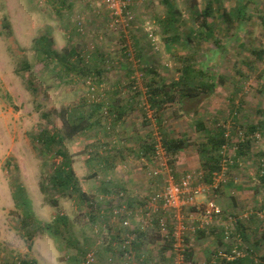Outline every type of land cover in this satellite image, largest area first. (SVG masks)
<instances>
[{"label":"rangeland","instance_id":"rangeland-1","mask_svg":"<svg viewBox=\"0 0 264 264\" xmlns=\"http://www.w3.org/2000/svg\"><path fill=\"white\" fill-rule=\"evenodd\" d=\"M171 1L178 11L182 42L168 50L160 22L166 15L162 0H121L122 17L114 15L106 0H0V264H18L24 258L37 259L38 264H83L89 252H94L93 264H174L180 248L177 239L170 248L167 235L170 227L176 233L182 225L189 243L183 240L181 247L192 250L191 260L183 254L184 264H205L210 253L214 261L251 253L264 264V244H254L264 228V188L256 172L258 163L254 156L234 159V145L244 137L241 124L264 118L260 91L264 55L252 52L264 49V22L259 17L264 14V0L249 4L253 16L244 25L230 27L215 17L216 42L195 34L199 25L194 12L204 9L208 0ZM238 2L222 0V5L232 9ZM188 36L192 39L187 43ZM42 37L59 55L75 49L84 60L102 66L101 76L75 72L68 76L56 56V63L47 64L41 52ZM188 57L224 80L217 81L215 91L196 111L187 112L175 103L162 112L166 133L186 135L191 143L169 157L172 174L180 179L192 173L209 186L196 205L184 208L182 218L177 219L147 207L164 179L152 174L159 164L155 151L145 154L142 145L161 144L163 135L147 103L148 80L142 67H152L167 80L177 79ZM114 98L125 104L121 119L104 109L101 125L73 140H59L50 149L38 141L43 129L61 136L62 109L78 108L76 113L85 114L93 100ZM240 101L242 109L234 115ZM198 120L208 128L219 123L229 131L232 143L220 176L222 189L210 188L203 178L196 144L205 140V133L197 129ZM61 151L71 160L82 194L71 195L52 185L55 167L63 163ZM258 151H264L261 135L252 155ZM230 182L231 186L224 187ZM19 185L40 221L52 223L57 215L68 217L67 224H59L57 239L42 230L27 238L21 208L13 197ZM210 202L215 210L207 213ZM112 209H122L119 217L112 215ZM236 217L249 228L247 239L238 235ZM199 230H205L207 237H199ZM128 231L149 234L141 248L133 246L130 259L121 244ZM154 238L155 242L148 243Z\"/></svg>","mask_w":264,"mask_h":264},{"label":"trees","instance_id":"trees-1","mask_svg":"<svg viewBox=\"0 0 264 264\" xmlns=\"http://www.w3.org/2000/svg\"><path fill=\"white\" fill-rule=\"evenodd\" d=\"M59 1L64 3V0ZM251 2H253V0H239L238 4L234 8L226 9L222 5V0H208L204 9L194 12V19L198 21L199 25L195 31V34H197L200 39H212L216 42L217 38L215 37V32L217 25L214 22V18H220L223 23H226L230 27H233L235 24H238L239 26L244 25L246 21H248L250 17L253 16L250 12L249 6ZM162 3L166 7V15L160 20V22L165 33V45L168 50H171L176 44L182 42V37L178 28V11L171 0H162ZM215 3H217L216 7H214ZM259 17L264 22V14L260 15ZM42 38L44 40V44L42 43L43 46L41 47V52L44 53L45 62L47 64L51 61L56 63L54 56L58 57L59 63L61 64L60 69L62 72H65L66 75L69 76L75 72L82 75H98L99 77L104 71L102 66L93 64L91 60H84L82 55L77 53L75 49H65L64 53L59 55L55 51H52V49L49 47L50 42L46 39V37ZM191 39V36H188L186 42L188 43ZM252 52L261 58L264 55V49L254 48ZM75 56L76 60L73 58ZM139 56L140 55H138V57ZM54 67L57 68L55 65ZM206 67L197 66L196 61L191 60L188 57V62L180 68L179 77L172 80L162 78L152 67H142V71L148 80L146 82L145 91L147 103L149 109L153 111L158 125L161 127L163 135L161 144L169 157L177 156L178 153L188 148L191 143L186 135L181 137H171L168 133H166L162 125V112L168 104L175 103L179 104L182 110L185 111H187V109H189V112L197 110L196 106L204 98H207L215 91L217 87V81L220 80L222 82L224 80L223 76H215L214 73H210L209 69ZM238 72L241 73L242 71L239 70ZM260 91L264 93V85H262ZM238 92L239 91L237 90V93ZM121 102L122 100L120 98L109 99V101L93 100L90 104V110L85 114L76 113V110H79L78 108L73 109V111L69 110L68 108H64L59 114L63 124V132L61 136L59 137L57 134L51 133L47 129H43L38 136V141L50 149L56 143L61 142L59 140H73L75 137L99 127L102 123L100 113H103L104 109L110 111V114L115 116L116 120H119L121 117H123L126 111L125 104ZM242 106L243 101H240L236 111L234 112V115L242 109ZM234 117L237 118V116ZM241 126H243L245 129L244 137L234 145V159L239 160L254 156L258 163L256 171L257 176L260 181V185L264 188V151H258L256 154L252 155L253 144L256 141L257 136L261 135L264 138V118L260 119L256 123H250L246 126L241 124ZM196 127L199 131H203L205 133V140L203 142L197 143L196 145L200 156L201 168L204 173L203 178L206 182L211 184L214 180V176L221 173L225 163L229 162L230 157L227 155L226 150L228 145L232 143L231 138L229 137L228 129L219 123L216 125V127L208 128L202 120H198L196 122ZM142 146L145 154H149L150 152H154L156 150L155 142H147ZM60 154H62L63 163L55 167V171L51 176V182L53 183L52 185L58 187L61 190L67 191L71 195L82 194L79 187V179L74 173L70 158L63 151H61ZM94 174L96 175V173ZM220 185L218 188L222 189V186L220 187ZM231 185L232 183L230 182L227 185L225 184L224 187ZM13 197L16 205L21 208V224L27 235V238H33L37 231L42 230L50 233L55 239H57L56 232L60 230L59 224L61 222H64L65 224L68 223V217L66 215H57L54 218V222L52 223H44L40 221L36 217L31 201L25 193L24 187L22 185L17 187L16 191L13 193ZM114 210L115 209H112V215H114ZM123 217L126 218V216ZM158 223V221L155 223L157 228L159 225ZM235 223L238 235L244 239H247L249 236V228L238 217L235 218ZM55 224L58 226L54 227ZM128 232L129 233H126L121 239V244H124V240L128 234L133 235L135 239L132 241L131 247H122L124 252L132 250L133 246L135 249L141 248V245L146 242L145 240L149 235L147 231H141L138 234H136V232ZM198 235H200L199 237H207V232L205 230H199ZM158 236H161V234L158 233ZM167 236V239L169 240L167 245L171 248L172 242L176 240L172 227H170L169 235ZM220 237L223 239V234ZM156 240L157 238L151 239L148 241V243L155 242ZM185 240V243L188 244L189 238L186 237ZM254 244L255 246L264 244V228L256 235ZM162 249L164 250L167 248L163 247ZM185 250L186 256L191 260V247L186 245ZM232 256L233 257H224L221 260L214 261L210 253L205 264H263L253 259L251 253L245 256ZM85 261L86 256L82 263L85 264ZM18 264H38V262L36 259L24 258L21 259Z\"/></svg>","mask_w":264,"mask_h":264},{"label":"built area","instance_id":"built-area-1","mask_svg":"<svg viewBox=\"0 0 264 264\" xmlns=\"http://www.w3.org/2000/svg\"><path fill=\"white\" fill-rule=\"evenodd\" d=\"M109 7L114 11L115 16L122 17L124 13V5L121 3V0H106ZM155 159L159 162L158 166L153 170V176L161 177L163 176L164 182L163 186L159 188V190L155 191L153 195H151L147 201V207L151 209H161L169 214L173 215V217L177 219L182 218L183 209L186 207H191L196 205L199 196L203 195L206 192V188L209 186H204L203 182H200V178L196 177L192 173L184 174L180 179L176 178L174 174H172L170 166H169V156L166 150L163 148L162 144L156 145L155 150ZM225 166L223 167L224 173ZM221 173L216 174L214 176V180L210 185V188H218L221 184ZM214 203L210 202L208 205L207 213H211L214 209ZM122 212V209L114 210V217ZM125 224H129V221L126 220ZM161 226L164 227L166 225L165 221H161ZM186 228L182 225L179 228V232L175 233V237L178 240L179 248L177 256L175 257L174 264H184L185 249L181 243H183L184 230ZM181 230V231H180ZM135 239L133 235H126L124 240V247H131L132 241ZM177 246V245H176ZM126 255H128L129 259L131 258L133 252L132 250L126 251ZM95 255L94 252H89L86 255L85 264H92L94 262Z\"/></svg>","mask_w":264,"mask_h":264},{"label":"crops","instance_id":"crops-1","mask_svg":"<svg viewBox=\"0 0 264 264\" xmlns=\"http://www.w3.org/2000/svg\"><path fill=\"white\" fill-rule=\"evenodd\" d=\"M106 245H104V247H105ZM108 248V247H107ZM109 248H111V246H109ZM109 248H108V251H109ZM107 250V249H106ZM108 253V252H107ZM37 260V259H36ZM38 262V261H37Z\"/></svg>","mask_w":264,"mask_h":264}]
</instances>
